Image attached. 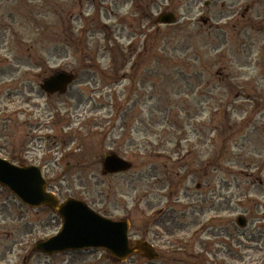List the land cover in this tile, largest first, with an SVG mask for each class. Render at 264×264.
<instances>
[{
  "label": "rangeland",
  "instance_id": "rangeland-1",
  "mask_svg": "<svg viewBox=\"0 0 264 264\" xmlns=\"http://www.w3.org/2000/svg\"><path fill=\"white\" fill-rule=\"evenodd\" d=\"M204 1L0 0V156L159 253L45 255L60 216L0 186V264H264V0ZM109 152L131 168L104 174Z\"/></svg>",
  "mask_w": 264,
  "mask_h": 264
},
{
  "label": "water",
  "instance_id": "water-1",
  "mask_svg": "<svg viewBox=\"0 0 264 264\" xmlns=\"http://www.w3.org/2000/svg\"><path fill=\"white\" fill-rule=\"evenodd\" d=\"M156 23H172L176 19L173 13L159 15ZM76 77L65 71L57 72L42 81L40 89L48 94L58 92L60 95L67 91V87ZM130 163L113 154L105 157L102 164L104 174L121 172L130 168ZM0 185L7 187L22 202L30 206H51L62 217V228L55 236L46 241H39L34 249L44 253L66 250H81L82 248L105 249L111 257L124 261L127 257L139 252L143 257L155 259L157 254L150 245L143 240H135L132 246L128 243V221H114L97 215L82 201L68 198L63 203L46 192V183L38 168L18 167L10 165L0 159ZM238 224H244L242 217Z\"/></svg>",
  "mask_w": 264,
  "mask_h": 264
},
{
  "label": "flooded vegetation",
  "instance_id": "flooded-vegetation-1",
  "mask_svg": "<svg viewBox=\"0 0 264 264\" xmlns=\"http://www.w3.org/2000/svg\"><path fill=\"white\" fill-rule=\"evenodd\" d=\"M254 0H248L247 1V3H245V6H244V12L243 13H247V12H249V11H251V9L253 8V2ZM204 5L207 7V6H209L210 5V0L209 1H204ZM233 4H231V6H232ZM237 5H238V7L240 8L242 5H240V3H237ZM199 18H201V22H203V23H211V17H209V16H202V15H200L199 16ZM213 197H215V195L213 194ZM178 198V197H177ZM188 206L190 207V208H193L195 205H194V202H188Z\"/></svg>",
  "mask_w": 264,
  "mask_h": 264
}]
</instances>
